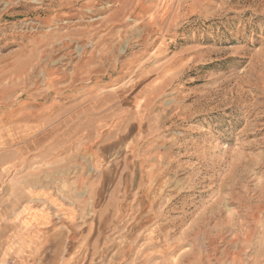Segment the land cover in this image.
<instances>
[{
  "label": "rangeland",
  "instance_id": "obj_1",
  "mask_svg": "<svg viewBox=\"0 0 264 264\" xmlns=\"http://www.w3.org/2000/svg\"><path fill=\"white\" fill-rule=\"evenodd\" d=\"M0 152L5 264H264V0H0Z\"/></svg>",
  "mask_w": 264,
  "mask_h": 264
},
{
  "label": "crops",
  "instance_id": "obj_2",
  "mask_svg": "<svg viewBox=\"0 0 264 264\" xmlns=\"http://www.w3.org/2000/svg\"><path fill=\"white\" fill-rule=\"evenodd\" d=\"M5 172L7 166L0 152V264L11 260L16 253L18 255L21 234L34 235L52 220V208L48 213L27 205L20 213L17 192L13 193L12 188L9 191L4 185ZM25 252L24 256L27 257L30 250L26 249Z\"/></svg>",
  "mask_w": 264,
  "mask_h": 264
}]
</instances>
